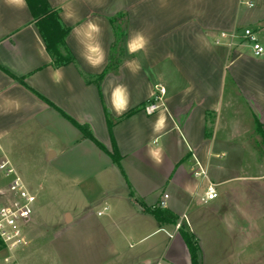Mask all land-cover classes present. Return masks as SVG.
<instances>
[{
  "label": "crops",
  "instance_id": "1",
  "mask_svg": "<svg viewBox=\"0 0 264 264\" xmlns=\"http://www.w3.org/2000/svg\"><path fill=\"white\" fill-rule=\"evenodd\" d=\"M47 1L69 27L65 43L73 61L60 66L46 50L28 6L17 10L0 0V158L14 169L19 158L31 160L24 151L30 147L23 149L18 139V134L30 135L35 151L28 165L36 167V192L69 188L68 197L81 205L57 208L51 232L33 213L26 224L28 244L15 250L1 246L0 264H191L177 224L193 234L198 264L261 261L264 217L251 222L249 208L236 201L246 196L244 191L225 196L218 188L226 182V170L233 181L253 183L264 197V158L251 155L248 141L251 127L258 132L257 123L264 125V51L254 55L242 35L250 29L264 49V0H254L246 17L239 0ZM67 4L78 18H63ZM88 20L102 28L105 61L97 68L84 59ZM112 20L123 31L120 62L98 87L94 79L112 49ZM138 30L151 42L130 54L127 44ZM221 32L236 36L218 38ZM130 64L139 66L135 74ZM57 68L63 72L58 85L51 79ZM150 103L156 108L148 113ZM104 107L116 119L112 137ZM63 114L87 124L106 151L114 145L119 164ZM259 142L264 146L261 137ZM157 150L159 161L151 155ZM224 156V162L216 160ZM197 164L205 169L206 182L194 184ZM210 182L217 197L202 201ZM4 183L0 173V189ZM164 194L163 210L173 217L158 221L145 208ZM224 197L233 205L225 211L229 221L221 223L216 219L224 209L217 204ZM260 208L264 214V204ZM206 220L209 243L201 232ZM224 230L227 242L222 244L219 231ZM132 243L128 254L125 247Z\"/></svg>",
  "mask_w": 264,
  "mask_h": 264
},
{
  "label": "rangeland",
  "instance_id": "2",
  "mask_svg": "<svg viewBox=\"0 0 264 264\" xmlns=\"http://www.w3.org/2000/svg\"><path fill=\"white\" fill-rule=\"evenodd\" d=\"M251 11H252V7L246 8L244 5H242L240 14L241 16H244V17H246V15L250 16ZM259 137L261 136L259 135L258 132L255 131L254 127L252 126L248 133V141L250 142V145L252 147L251 155L254 154V156H259L262 159L264 158V146H262L261 142H259ZM18 139H19V145H21L23 149L30 147V149L28 148L29 150H24V151H26L25 153L29 155L31 160H26V158L21 160V158H19L18 160L19 165H15L16 166L15 170L17 174L20 176V178L22 179V181L24 182V184H27L31 192L36 194L37 193L35 189L36 179L34 178L35 176L34 173H32L33 172L32 169H35L36 167L35 166L30 167L28 165L29 162L34 161L33 160L34 155H32V152L35 151L34 149H32L34 145V141L33 139H31L30 135H27L25 133L18 134ZM226 159H227L226 156L216 158V160L220 162L222 161L224 162ZM36 175H39V174H36ZM223 176L224 177H222V179H226V182L223 185H221L218 188V190L220 192H224L225 196H226V192H229L232 194V193H235L236 191H244L245 194L247 193L246 196L236 198V201L240 203L239 206L241 207L245 206L249 208L250 210L249 217H250L251 222L254 221L255 216L257 217L261 216V218L264 217V214L259 212L261 210L260 208L261 205L264 204V197H262L258 188L253 183L237 181V180L233 181V179L230 178V174H228L226 170L223 172ZM192 179L193 181H195L194 184L200 183L202 182V180L206 182L204 178L193 177V175H192ZM49 185L51 186V184L49 183L47 184V187ZM45 187H46V184H45ZM70 192H72L71 189L62 188L57 193L53 192L54 194H52V191L49 193L48 188H46V190L44 189L43 191L37 193L35 195L36 201L33 204V213L35 212L37 213L38 219L40 221L39 223H44L45 225H47L48 229L49 227L51 229L52 225L55 224L56 219L59 216V213H58L59 209L57 210V208H59L60 206H63V207H67L70 209H74L80 206L81 204L78 200L68 197L67 194ZM231 199L224 197L220 201V203L217 204L218 206H220V208L224 209V213L218 216V219H216L217 221L221 223H226L229 221L230 215L227 213L225 214V211L227 208H229V206L233 205V201H231ZM216 220L214 222H216ZM204 223L205 224L203 225L201 232H203L205 240L209 243L212 239L211 223L208 220H206ZM50 229L49 231L51 232L52 229L51 230ZM219 232H220L219 237H221L220 239L222 241V244L226 243L227 242V236L225 235L226 231L224 230L223 232L222 231H219ZM46 234L47 235L44 236L45 233H43L42 236H44V238H48L50 236V233L48 232ZM125 250H126V253L131 254V252L134 251V243H132L131 246L127 245L125 247ZM250 264H264V257L261 258V261L259 262L252 261Z\"/></svg>",
  "mask_w": 264,
  "mask_h": 264
},
{
  "label": "trees",
  "instance_id": "3",
  "mask_svg": "<svg viewBox=\"0 0 264 264\" xmlns=\"http://www.w3.org/2000/svg\"><path fill=\"white\" fill-rule=\"evenodd\" d=\"M27 6L30 10V13L35 20L36 26L40 32V35L45 43L46 50L53 56L54 63L57 66L64 65L73 61V57L68 50L65 37L69 32V27L64 25L59 18L58 10L51 7L47 0H27ZM117 21V20H116ZM115 20H112V27L114 33V39L112 42L111 53L109 54V60L105 67V69L96 75L94 82L99 87V82L104 76L105 73L111 71H116V68L120 62L119 59V50H117L120 44V41L123 37V31L121 29V25L118 24ZM118 47V48H117ZM18 80L22 81V78ZM138 107L129 109L126 113H124L121 117H127L133 112H135ZM105 117L107 121L108 131L111 136V127L116 120L111 117L104 107ZM69 121H71L82 133V135L91 141H93L99 148L106 151L103 145L94 137L89 126L85 123H78L67 115L63 114ZM256 130L260 134L262 140H264V125L257 123ZM112 137V136H111ZM113 162L119 164L120 156L118 155L115 146H112L111 151H106ZM155 204L151 207H146L145 210L150 212L158 221H165L168 219H172V215L163 210ZM178 231L184 240L189 255L191 264H198V245L193 236V234L187 230H185L181 225L178 227ZM3 246L0 241V247Z\"/></svg>",
  "mask_w": 264,
  "mask_h": 264
},
{
  "label": "built area",
  "instance_id": "4",
  "mask_svg": "<svg viewBox=\"0 0 264 264\" xmlns=\"http://www.w3.org/2000/svg\"><path fill=\"white\" fill-rule=\"evenodd\" d=\"M239 2L247 8H251L255 4L254 0H239ZM242 35L252 43L254 55H259L264 51L256 43V37L250 29H244ZM234 36H236L234 32H221L218 38H233ZM216 42H218V39ZM158 91L161 93L162 89L160 88ZM155 108L156 105L150 103L145 106V111L151 113ZM0 173L5 179V183L0 189V241L5 248L15 250L28 244L26 224L33 214V204L36 201V196L26 187L10 162L3 157L0 158ZM192 174L195 177H205L206 171L197 164L196 168L192 170ZM216 197V188L210 182L207 184L201 200L211 201ZM166 198L167 195L164 194L158 202L159 207H166ZM176 226L179 227L180 225L177 224Z\"/></svg>",
  "mask_w": 264,
  "mask_h": 264
},
{
  "label": "clouds",
  "instance_id": "5",
  "mask_svg": "<svg viewBox=\"0 0 264 264\" xmlns=\"http://www.w3.org/2000/svg\"><path fill=\"white\" fill-rule=\"evenodd\" d=\"M4 3L8 7L17 10L27 8V0H4ZM62 14L65 20H74L78 18V14L73 10L71 4L64 5ZM80 27L84 28L85 26L81 25ZM74 31L78 34L80 33V29H74ZM101 32L102 28L98 23L92 20L87 21L86 30L83 32V35L88 41H90V43L86 45V54L84 55V59L92 68L101 66L105 61V51L99 40ZM150 42V38L146 36L143 31H135L127 44L129 53L135 54L138 51L146 50ZM129 69L133 74H135L139 70V66L130 64ZM51 79L54 84H60L63 80L62 69L57 68L52 73ZM151 155L159 161L160 154L158 150L153 151Z\"/></svg>",
  "mask_w": 264,
  "mask_h": 264
},
{
  "label": "water",
  "instance_id": "6",
  "mask_svg": "<svg viewBox=\"0 0 264 264\" xmlns=\"http://www.w3.org/2000/svg\"><path fill=\"white\" fill-rule=\"evenodd\" d=\"M64 218H65L66 221L70 220V216L68 214H65Z\"/></svg>",
  "mask_w": 264,
  "mask_h": 264
}]
</instances>
